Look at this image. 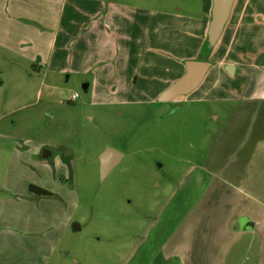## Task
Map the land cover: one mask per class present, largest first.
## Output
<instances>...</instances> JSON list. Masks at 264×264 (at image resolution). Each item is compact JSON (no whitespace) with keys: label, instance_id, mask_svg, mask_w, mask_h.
<instances>
[{"label":"rangeland","instance_id":"1","mask_svg":"<svg viewBox=\"0 0 264 264\" xmlns=\"http://www.w3.org/2000/svg\"><path fill=\"white\" fill-rule=\"evenodd\" d=\"M71 1L58 0L41 20ZM78 1L87 10L95 0ZM101 1L97 28L92 21L83 26L81 10L62 16L50 74L42 60L32 65L1 48L18 40L30 19L6 13L17 10L0 0V264H130L180 186L193 189L192 176L231 108L199 100L201 85L177 106L158 98L164 79L185 74L179 59L197 60L208 51L199 40L212 33L206 28L211 0ZM128 4L177 12L138 16L132 28ZM57 23L48 25L56 31ZM255 30H245L239 44H249ZM148 31L150 44L134 49ZM37 33L43 41L52 34L43 25ZM73 35L79 38L67 47ZM12 51L48 56L45 47L23 43ZM95 63L107 71L77 74ZM256 128L264 131V116ZM107 148L121 158L102 179L100 155ZM31 185L51 196L32 193Z\"/></svg>","mask_w":264,"mask_h":264},{"label":"crops","instance_id":"2","mask_svg":"<svg viewBox=\"0 0 264 264\" xmlns=\"http://www.w3.org/2000/svg\"><path fill=\"white\" fill-rule=\"evenodd\" d=\"M6 1L17 10L6 13L24 15L30 22L20 26L21 36L18 40H11L10 43L3 41L1 48L4 51L9 48L12 57L23 56L32 65L42 60L50 74L51 64L56 58L62 16L70 12L79 15L81 10L87 18L83 26L92 21L97 28V4L102 3L95 0L85 10L78 0H72L68 6L63 4L57 12L50 13L48 20L44 18L42 21V12H49L50 6H56L58 0H3V3ZM66 1L61 0L62 3ZM214 2L211 0L212 17L207 19L206 25L208 31L212 28L211 36L209 38L208 34L199 40L206 42L208 51L203 55L198 52L197 60L189 57L179 61L184 60L185 66L189 61L209 63L203 79L192 91L201 85L199 89L204 93L198 97L199 100L205 98V101L224 103L231 108L225 114L216 140L209 146L207 158L196 168L201 176H197L198 173L192 176L193 189L185 192L184 184L180 186L178 196L182 192L187 195L177 200L179 209L174 210L168 205L153 230L142 239L130 264H227L228 259V264H264V131L257 133L256 128L264 116V0H233L226 19L219 26L216 25ZM127 7L129 11L126 16L132 18V28L138 16L149 18L151 13L164 16L177 12L129 4ZM115 14L109 17L113 18ZM167 15L173 17V14ZM57 19V30L54 31L48 24H55ZM81 24L82 20L75 23V30L79 34L84 33L80 29ZM92 24L89 25L90 29ZM42 25L52 33L51 38L46 36L44 41L39 33L36 34ZM247 29H256L254 38L249 44L240 45V40L244 38L242 34ZM92 32H95L94 29ZM78 38L77 35L70 36L67 47H71ZM22 43L25 49L37 46L41 50L45 47L48 51L46 60L38 54L16 55L12 50ZM133 43L136 50L146 43L150 44L149 31L145 39H135ZM134 57L139 59L136 55ZM169 59L178 58L172 56ZM101 64L110 65L107 61ZM228 66L233 67L231 75L226 72ZM34 69L32 66V72ZM98 69L100 73L107 71L102 70L100 63H95L77 74L83 76ZM181 78L172 76L170 80L164 79L167 87L160 92L159 100ZM83 89H88V85L85 84ZM180 96L167 103L178 105ZM217 119L218 116L215 117ZM200 187H204L200 190L202 196L191 206L190 201L200 192ZM187 199L188 202L185 201ZM251 212H257L256 216L252 217ZM243 217L253 223L251 228L245 230V226L241 225L240 219ZM148 257L151 258L149 261L143 260Z\"/></svg>","mask_w":264,"mask_h":264},{"label":"water","instance_id":"3","mask_svg":"<svg viewBox=\"0 0 264 264\" xmlns=\"http://www.w3.org/2000/svg\"><path fill=\"white\" fill-rule=\"evenodd\" d=\"M233 0H215L214 9L217 13L216 25L219 26L226 19ZM210 64L207 62L189 61L186 63V74L173 86L169 88L161 97V102H170L175 97L183 94H187L195 89L201 80ZM233 67H226V71L231 75ZM44 158H47L46 156ZM121 155L114 150L107 148L100 155V175L103 179L111 168L119 162ZM242 226H245V230L252 227L253 223L248 218L243 217L240 219Z\"/></svg>","mask_w":264,"mask_h":264},{"label":"trees","instance_id":"4","mask_svg":"<svg viewBox=\"0 0 264 264\" xmlns=\"http://www.w3.org/2000/svg\"><path fill=\"white\" fill-rule=\"evenodd\" d=\"M30 191L32 193L38 194V195H44V196H51V194L37 186L31 185L30 187Z\"/></svg>","mask_w":264,"mask_h":264},{"label":"flooded vegetation","instance_id":"5","mask_svg":"<svg viewBox=\"0 0 264 264\" xmlns=\"http://www.w3.org/2000/svg\"><path fill=\"white\" fill-rule=\"evenodd\" d=\"M172 105V104H171ZM172 106H177V105H175V104H173ZM201 189H203V187H200ZM177 195L172 199V202L171 203H169V205H170V207H172L174 210H178L179 209V207H178V205H177ZM185 201H187L188 202V199L187 200H185ZM168 207V206H167ZM166 207V208H167ZM151 258L150 257H148V258H144L143 260L144 261H149Z\"/></svg>","mask_w":264,"mask_h":264},{"label":"built area","instance_id":"6","mask_svg":"<svg viewBox=\"0 0 264 264\" xmlns=\"http://www.w3.org/2000/svg\"><path fill=\"white\" fill-rule=\"evenodd\" d=\"M74 98L73 99H76V98H78L79 97V95L76 93V94H74V96H73Z\"/></svg>","mask_w":264,"mask_h":264}]
</instances>
